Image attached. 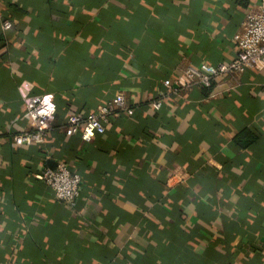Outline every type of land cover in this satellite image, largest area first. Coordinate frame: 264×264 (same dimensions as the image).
Masks as SVG:
<instances>
[{"label":"crops","instance_id":"obj_1","mask_svg":"<svg viewBox=\"0 0 264 264\" xmlns=\"http://www.w3.org/2000/svg\"><path fill=\"white\" fill-rule=\"evenodd\" d=\"M258 5L0 0V264H264V70L177 96L164 86L232 61ZM23 91L54 96L44 145L13 144L33 130ZM118 95L133 116L90 142L66 134L70 115ZM60 163L82 178L75 210L38 178Z\"/></svg>","mask_w":264,"mask_h":264},{"label":"built area","instance_id":"obj_2","mask_svg":"<svg viewBox=\"0 0 264 264\" xmlns=\"http://www.w3.org/2000/svg\"><path fill=\"white\" fill-rule=\"evenodd\" d=\"M258 1V8L248 10L243 30L235 36L237 56L229 63L216 66L202 63L188 67L175 83L168 79L164 81L167 94L177 96L198 88H210L217 79L233 76L242 69L264 70V0ZM3 26L5 30H9L12 23L5 21ZM23 94L33 130L14 136L13 144L16 147L44 145L57 112L54 96L32 97L27 91H23ZM46 98L48 102L44 103ZM164 99L165 94H161L153 100V109L160 111ZM121 114H134L124 95L116 96L110 103L99 106L95 112L70 115L66 123V134L79 135L84 142H90L96 135H104L111 119ZM38 178L53 191L58 201L77 209L82 195V178L69 165L60 163L56 169L45 168Z\"/></svg>","mask_w":264,"mask_h":264},{"label":"trees","instance_id":"obj_3","mask_svg":"<svg viewBox=\"0 0 264 264\" xmlns=\"http://www.w3.org/2000/svg\"><path fill=\"white\" fill-rule=\"evenodd\" d=\"M133 110H134V108H133ZM245 137L247 139L246 142L242 141V139H244ZM256 140H257L256 136L252 132H250L248 130V131L241 132L240 133V136H238L235 139V142H236L237 146H239V147H241L243 149H247L249 146H251L252 144H254L256 142Z\"/></svg>","mask_w":264,"mask_h":264},{"label":"clouds","instance_id":"obj_4","mask_svg":"<svg viewBox=\"0 0 264 264\" xmlns=\"http://www.w3.org/2000/svg\"><path fill=\"white\" fill-rule=\"evenodd\" d=\"M47 102H48V100L46 98L45 101H44V103H47ZM49 110H51V105H49Z\"/></svg>","mask_w":264,"mask_h":264}]
</instances>
